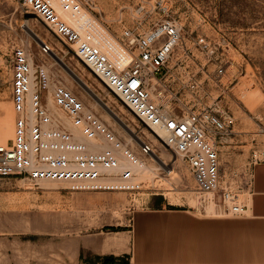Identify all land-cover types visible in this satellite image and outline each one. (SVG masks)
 <instances>
[{
  "label": "rangeland",
  "instance_id": "374dc122",
  "mask_svg": "<svg viewBox=\"0 0 264 264\" xmlns=\"http://www.w3.org/2000/svg\"><path fill=\"white\" fill-rule=\"evenodd\" d=\"M164 2L169 8L167 16L181 27V40L166 63L160 88L162 100L179 114L212 105L233 115L232 131L220 138L218 144L220 173L222 185H230L239 192V198L246 199L251 167L264 159V0ZM157 6L158 0H93L91 9L120 35L124 26L141 23L144 29L151 27L163 16ZM30 27L53 47L51 51H41L42 40L33 35ZM201 37L206 46L200 42ZM17 46L30 50L34 60L46 66L55 83L72 89L89 111L97 113L147 162L150 154L140 153L142 142L138 144L135 135L148 142L167 165L158 162L156 178L145 179V174L132 189L0 175V255L2 250L11 254L13 249L22 247L29 253L40 250L43 259L66 232L126 222L133 207L141 205L152 193L178 206L198 212L205 209L208 213L211 200L207 209L199 204L195 181L185 163L173 159L172 148L86 66L70 45L37 15L26 11L18 0H0V127L14 124L10 57ZM219 64L226 71L217 76ZM111 110L134 130V139L128 137L130 132ZM58 120L64 125L62 119ZM7 139L0 138V144ZM169 166L174 169L172 173L167 171ZM219 193L220 190L216 195Z\"/></svg>",
  "mask_w": 264,
  "mask_h": 264
},
{
  "label": "built area",
  "instance_id": "2783aa9c",
  "mask_svg": "<svg viewBox=\"0 0 264 264\" xmlns=\"http://www.w3.org/2000/svg\"><path fill=\"white\" fill-rule=\"evenodd\" d=\"M18 1L70 45L146 126L164 133L176 158L191 173L203 208L212 196L221 213H247L246 199L239 198L230 185L223 186L220 173L218 144L232 131L233 115L212 105L179 114L162 100L166 63L181 40V27L167 16L164 0H158L157 6L163 16L151 27L124 26L120 35L92 11L93 0ZM200 42L207 45L204 37ZM40 49L49 52L53 47L42 39ZM32 59L31 51L23 46L14 47L10 57L15 131L0 144V175L135 188L146 174L139 160L142 156L89 111L72 89L60 82L52 86L46 66ZM225 71L219 64L216 75ZM48 92L64 111L65 126L47 108ZM152 151L142 141L140 153Z\"/></svg>",
  "mask_w": 264,
  "mask_h": 264
},
{
  "label": "crops",
  "instance_id": "0c3cea01",
  "mask_svg": "<svg viewBox=\"0 0 264 264\" xmlns=\"http://www.w3.org/2000/svg\"><path fill=\"white\" fill-rule=\"evenodd\" d=\"M246 193L241 215L198 212L152 193L124 223L66 232L43 259L40 250H2L0 264H264V159L253 163Z\"/></svg>",
  "mask_w": 264,
  "mask_h": 264
},
{
  "label": "bare ground",
  "instance_id": "6f19581e",
  "mask_svg": "<svg viewBox=\"0 0 264 264\" xmlns=\"http://www.w3.org/2000/svg\"><path fill=\"white\" fill-rule=\"evenodd\" d=\"M29 30H31V32H33V35L37 38V39H39V40H42L41 38H40V36H39V34H37V33H35L32 29H31V27L29 28ZM59 60H61V61H63L60 57H59ZM32 62H34V63H37L34 59H32ZM41 64V63H40ZM64 65H65V63H64ZM86 66H88L87 64H86ZM73 75L75 76V78H77V80H79V82H81L85 87H87V89H89L90 90V87L86 84V82H84L78 75H76V74H74L73 73ZM74 78V77H73ZM50 80H51V85L53 86V84L55 83L54 82V80L50 77ZM117 96V95H116ZM106 103V102H105ZM96 104V103H95ZM46 106H47V108L50 110V112H51V114H52V116H53V118H54V120L56 121V122H58V123H60L59 122V120L58 119H63V121L65 122L66 121V115H65V113H64V111L58 106V105H56L55 104V102L53 101V99H52V97H51V95H50V92H48V95H47V101H46ZM95 106V105H94ZM105 106L106 107H108L106 104H105ZM111 113H113V115H115V117L117 118V119H119V120H121L120 119V117H118V115L114 112V111H112L111 110ZM108 115H110V113H108ZM123 120H121V122H122ZM61 124V123H60ZM63 125V124H62ZM123 125L125 126V128H126V130L127 131H129L130 132V134H128L129 136V138L130 139H136V141H137V143L139 144L140 142H142V139L140 138V136H137V135H135V137L133 138V135H132V133L134 132V130L133 129H131L127 124H124V121H123ZM63 126H65V124L63 125ZM152 129V128H151ZM153 131H154V133H156V136L158 137V138H161L162 140H163V142H165L166 143V141H167V138L165 137V135H164V133L162 132V131H160V130H157V129H152ZM14 124H12V123H7V124H5L3 127H2V125H1V127H0V138H10V137H12L13 135H14ZM8 140V139H7ZM168 142V141H167ZM168 144V143H167ZM168 146V145H167ZM173 159H175V160H178L179 158H176V155H175V153L173 152ZM150 161H148L147 162V160H145V158H139V160H140V162H141V164L144 166V168H145V171H146V177H145V179H148V180H152V179H154V177H155V175L157 174V172H156V169L158 168V162L160 163H163V164H166L165 162H164V160H162V158L158 155V154H156L155 152H154V150L150 153ZM172 159V160H173ZM152 161H155V162H152ZM157 163V164H156ZM167 165V164H166ZM161 167V166H160ZM165 169V168H164ZM167 171L169 172V173H172L173 171H174V169L172 168V166H169L168 168H167ZM174 174V173H173ZM158 175V174H157ZM151 177V178H150ZM150 178V179H149ZM156 178V177H155ZM161 178V177H160ZM159 178V179H160ZM144 179V180H145ZM143 180V181H144ZM210 200H211V202H210V204L212 203L213 204V201H212V196H210ZM209 204V207H208V212L209 213H212L213 212V205L211 204L210 205Z\"/></svg>",
  "mask_w": 264,
  "mask_h": 264
}]
</instances>
